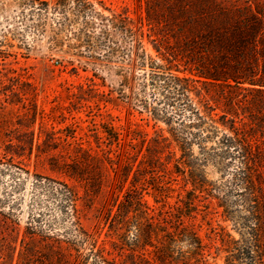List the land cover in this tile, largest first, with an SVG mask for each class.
I'll return each instance as SVG.
<instances>
[{"label":"rangeland","instance_id":"374dc122","mask_svg":"<svg viewBox=\"0 0 264 264\" xmlns=\"http://www.w3.org/2000/svg\"><path fill=\"white\" fill-rule=\"evenodd\" d=\"M57 1L35 0L32 6L25 0H0V264H66L67 250L73 255L79 250L81 260L92 264L87 257L91 247L65 237L69 218L62 199L50 192L48 178L75 187L80 197V223L109 257L129 255L134 249L136 254L151 258L152 247L142 250L134 247L130 235L120 241L110 234L106 217L108 211L115 212L119 165L128 154L134 156L140 149L137 142L132 148L127 146L128 134L133 131L153 136L155 131H161L168 137V129L176 128L175 123L167 126L161 118L153 119L154 107L155 113L162 116V104L154 102L160 83L151 84L149 64L142 66V55L147 54L164 67L167 64L148 38L140 39L137 32L148 7L154 17L169 19L165 7L175 1L89 0L93 13H79L75 0H68L65 10L54 11ZM188 1V13L198 19L204 0ZM212 1L232 14L239 11L264 17V0ZM96 13L105 18L127 15L141 45L136 46L122 31L111 29ZM86 24L88 30L84 29ZM146 29L143 27V32L147 33ZM102 32H107L108 39ZM167 111L172 110L169 107ZM113 133L118 136L116 141L111 137ZM15 146L26 148L25 155L6 157L4 149ZM51 147L56 149L49 150ZM109 147L116 153L109 154ZM80 148L90 149L93 158L87 179H92L88 183L95 189L90 188L93 192L88 197L84 182L70 180L53 170L58 163L80 161ZM191 151L198 158L195 167L214 189L218 202L222 200L233 217L239 215L237 192L231 181L238 164L205 163L196 145ZM180 185L179 180L171 188L177 191ZM128 186L126 182L124 189ZM168 193L170 197L165 202L154 204L149 195L145 200L156 211L168 210L176 192ZM224 207H217L216 199H205L198 204L192 220L203 242L213 246L208 258L212 264L224 262L225 253L217 254L214 247H221L220 239L225 234L239 238L234 222L224 219ZM28 227L40 233L33 241L26 234Z\"/></svg>","mask_w":264,"mask_h":264},{"label":"trees","instance_id":"16d2710c","mask_svg":"<svg viewBox=\"0 0 264 264\" xmlns=\"http://www.w3.org/2000/svg\"><path fill=\"white\" fill-rule=\"evenodd\" d=\"M25 1L35 6V0ZM67 1L58 0L53 10H65ZM174 1L165 7L169 19L154 17L148 7L137 32L140 39L148 38L167 64L164 67L147 54L142 55V66L149 64L151 84L160 83V93L154 102L162 104V116L155 113L154 107L153 119L161 118L167 126L175 123L176 128L168 129V137L161 131H155L153 136L144 132L136 135L133 131L128 134L127 146L132 148L137 142L140 149L134 156L128 154L119 165L115 212L108 211L106 217L110 234L120 241L130 235L134 247L142 250L152 247V256L146 258L133 249L129 255L109 257L108 251L97 246L95 237L80 223L77 208L80 197L75 187L48 178L50 192L62 199L69 218L65 237L88 244L91 249L87 257L92 264H212L208 258L213 246L203 242L192 220L198 204L205 199H216L217 207L224 205L222 200L218 202L214 189L209 188L195 167L194 161L198 158L193 157L191 150L196 145L205 163L221 165L224 161H235L238 164L231 181L237 192L239 215L236 213L233 217L226 207L223 214L225 220L234 222L239 238L225 234L220 239L221 247H214L216 253H225L223 264H264V17L239 11L232 14L212 0H204L201 15L196 19L188 13L191 9L188 0ZM75 2L79 13H93L89 0ZM96 15L111 29L125 33L136 46L141 45L127 15L111 18ZM84 29L88 30L87 24ZM102 35L108 39L107 32ZM111 137L115 141L118 138L115 133ZM26 150L20 146L5 148L4 155H10V159L21 157ZM28 150L30 155L31 148ZM80 150L83 155L80 161L58 163L53 170L70 180L84 182L88 197L93 192L88 183L92 179H87L88 165L93 158L90 149ZM107 152L116 153L112 147ZM179 180L181 185L174 191L171 185ZM126 182L130 186L124 189ZM168 192H176L168 210L156 211L145 200V195H149L154 204L165 202L170 197ZM26 234L33 241L40 233L28 227ZM43 237L47 239L49 235ZM75 252L73 255L67 250L66 264L78 261L80 252ZM81 257L77 264H87Z\"/></svg>","mask_w":264,"mask_h":264}]
</instances>
